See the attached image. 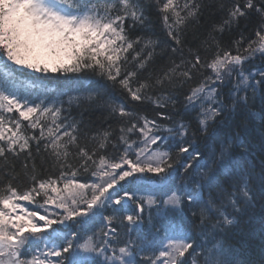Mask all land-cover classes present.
<instances>
[{
	"label": "snow or ice",
	"instance_id": "6c2138e0",
	"mask_svg": "<svg viewBox=\"0 0 264 264\" xmlns=\"http://www.w3.org/2000/svg\"><path fill=\"white\" fill-rule=\"evenodd\" d=\"M0 264H264V0H0Z\"/></svg>",
	"mask_w": 264,
	"mask_h": 264
},
{
	"label": "trees",
	"instance_id": "16d2710c",
	"mask_svg": "<svg viewBox=\"0 0 264 264\" xmlns=\"http://www.w3.org/2000/svg\"><path fill=\"white\" fill-rule=\"evenodd\" d=\"M149 16H150V21H151V28L153 33L155 34L156 37H159L161 40H164L165 37V30L163 28V23L162 20L160 18V13H158L154 8L149 12ZM219 19V13H217L215 16L210 15L209 12H205V20L203 23V27L207 28L213 21L218 20ZM241 24H243V21H241ZM235 35V32L232 34ZM224 39L225 40H229L231 39V36L228 33H225L224 35ZM203 54V53H202ZM256 65H260V61L257 60L255 61ZM30 76V75H29ZM33 76V75H31ZM44 75H39L38 77H43ZM88 74H68L67 77L65 76H61L60 74H53V73H49L47 75V77H44L41 81H39L40 83H43V85L46 88H64L66 91H69L70 93H75L78 90H83L84 87H86L90 81L87 78ZM38 92H41L40 90H37L35 92H32L30 95L32 94H36ZM110 95H112V97L116 100V102H127L129 103V107L136 109L138 111L143 112L144 114L148 115L150 118L154 115L153 111H152V106L149 104H139L136 102H129L126 101V94L121 92L119 88L116 89H109ZM75 111V110H74ZM88 113H85V119L88 118ZM92 119L95 121V125L97 127L100 126H106L104 124V114L101 111H96L93 112L91 114ZM111 122V121H109ZM147 176L151 177V178H155L159 181V177H156L154 175L146 174ZM80 179L84 180V177H80ZM177 186H179L178 182H179V176H177ZM124 183V182H122ZM124 187L127 188L128 185L124 184ZM133 207H135L134 205H132ZM117 207V206H116ZM104 215H109L112 213V207H109L106 205L105 209L102 210ZM102 221V217L101 216H97L95 218V227H99L100 226V222ZM258 226V225H257ZM75 227V225L73 226V228Z\"/></svg>",
	"mask_w": 264,
	"mask_h": 264
},
{
	"label": "rangeland",
	"instance_id": "374dc122",
	"mask_svg": "<svg viewBox=\"0 0 264 264\" xmlns=\"http://www.w3.org/2000/svg\"><path fill=\"white\" fill-rule=\"evenodd\" d=\"M23 203H25L26 204V202H23ZM52 210V208H50V211ZM41 214H43V212H41ZM55 227V226H54ZM41 247V249L43 248V245L42 246H40Z\"/></svg>",
	"mask_w": 264,
	"mask_h": 264
}]
</instances>
